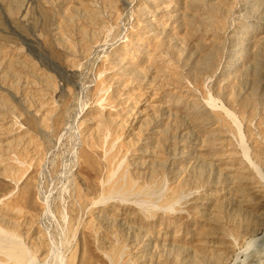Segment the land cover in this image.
Here are the masks:
<instances>
[{"label":"rangeland","instance_id":"obj_1","mask_svg":"<svg viewBox=\"0 0 264 264\" xmlns=\"http://www.w3.org/2000/svg\"><path fill=\"white\" fill-rule=\"evenodd\" d=\"M0 264H264V0H0Z\"/></svg>","mask_w":264,"mask_h":264},{"label":"bare ground","instance_id":"obj_2","mask_svg":"<svg viewBox=\"0 0 264 264\" xmlns=\"http://www.w3.org/2000/svg\"><path fill=\"white\" fill-rule=\"evenodd\" d=\"M253 242V241H252Z\"/></svg>","mask_w":264,"mask_h":264}]
</instances>
